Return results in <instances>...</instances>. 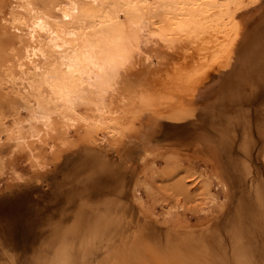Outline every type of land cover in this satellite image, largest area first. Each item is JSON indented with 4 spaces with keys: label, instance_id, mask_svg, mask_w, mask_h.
Masks as SVG:
<instances>
[{
    "label": "rangeland",
    "instance_id": "1",
    "mask_svg": "<svg viewBox=\"0 0 264 264\" xmlns=\"http://www.w3.org/2000/svg\"><path fill=\"white\" fill-rule=\"evenodd\" d=\"M24 2L51 21L69 3L0 0V264H264V0L237 14L229 50L178 105L125 101L115 137L91 122L123 103L122 78L101 99L85 86L73 115L27 80L40 39L7 16ZM142 40L135 72L157 51Z\"/></svg>",
    "mask_w": 264,
    "mask_h": 264
},
{
    "label": "bare ground",
    "instance_id": "2",
    "mask_svg": "<svg viewBox=\"0 0 264 264\" xmlns=\"http://www.w3.org/2000/svg\"><path fill=\"white\" fill-rule=\"evenodd\" d=\"M71 1L60 7L56 21H51V9L41 12L34 3H17L8 11V22L15 31L24 28L30 40L34 35L40 39L35 48L27 45L30 59L41 60L38 67L32 65L27 80L34 83L39 78L38 88L49 91L55 108L73 115L72 101L80 98L85 86L101 99L112 86H119L118 78L123 79V103L108 108L96 107L95 102L97 113L91 122L115 137L131 122L127 100L143 95L161 107L178 105L186 79L203 74L227 53L237 14L260 0H98L84 6ZM144 36L157 51L135 72L129 61ZM47 105L37 106L41 119L48 118Z\"/></svg>",
    "mask_w": 264,
    "mask_h": 264
},
{
    "label": "crops",
    "instance_id": "3",
    "mask_svg": "<svg viewBox=\"0 0 264 264\" xmlns=\"http://www.w3.org/2000/svg\"><path fill=\"white\" fill-rule=\"evenodd\" d=\"M208 77H209V76H208ZM206 80H208V79H206ZM206 80H205V81H206ZM205 81H203V84L205 83ZM203 84H202V86H203Z\"/></svg>",
    "mask_w": 264,
    "mask_h": 264
}]
</instances>
